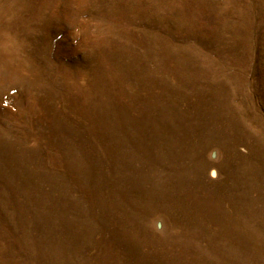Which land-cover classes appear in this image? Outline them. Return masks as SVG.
<instances>
[{"label":"rangeland","instance_id":"obj_1","mask_svg":"<svg viewBox=\"0 0 264 264\" xmlns=\"http://www.w3.org/2000/svg\"><path fill=\"white\" fill-rule=\"evenodd\" d=\"M0 264H264V0H0Z\"/></svg>","mask_w":264,"mask_h":264}]
</instances>
